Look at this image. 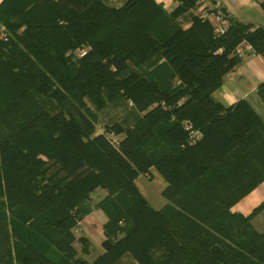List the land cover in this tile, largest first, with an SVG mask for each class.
Segmentation results:
<instances>
[{
	"label": "trees",
	"instance_id": "obj_1",
	"mask_svg": "<svg viewBox=\"0 0 264 264\" xmlns=\"http://www.w3.org/2000/svg\"><path fill=\"white\" fill-rule=\"evenodd\" d=\"M154 0H2L0 25V199L22 216L0 264H264V231L230 208L264 181V125L244 101L223 108L211 98L246 43L264 57V28L228 18L215 36L208 21L178 19ZM264 7V3L262 4ZM87 47L81 58L67 55ZM116 98L140 115L132 129L95 134L85 100L100 110ZM58 111L50 113L41 100ZM200 133L191 145L182 122ZM160 134V152L151 148ZM154 168L166 205L152 209L134 181ZM51 169H53L51 171ZM106 196L102 253L79 258L72 230L96 190ZM81 253L89 243L77 239ZM51 246L55 262L45 253ZM12 253V254H11Z\"/></svg>",
	"mask_w": 264,
	"mask_h": 264
},
{
	"label": "crops",
	"instance_id": "obj_2",
	"mask_svg": "<svg viewBox=\"0 0 264 264\" xmlns=\"http://www.w3.org/2000/svg\"><path fill=\"white\" fill-rule=\"evenodd\" d=\"M125 1L103 0V3L110 8H118ZM218 1L222 11L229 19L252 25L254 28H264V7L262 6L264 0ZM1 2L2 0H0ZM154 2L166 14H170L177 6L176 0H154ZM209 2H212V0H209ZM195 12L196 7L190 9L178 19L182 29L189 28L190 19L195 15ZM209 23L213 26V23ZM238 58L239 62L224 75L221 85L211 93V98L223 108L231 107L239 101L246 102L264 125V57L250 51L245 52ZM121 138L122 136L118 140ZM147 175L149 181H144L143 176L146 177ZM134 184L152 209L157 211L166 205L167 202L161 194L167 184L154 168L149 169L146 175H140L134 181ZM262 203H264V181L235 203L230 208V213L247 217ZM84 205L83 217L78 223L80 237L85 238L89 245H99L103 239L102 225L106 222V217L96 207L88 208V204ZM250 224L256 232L261 233L264 231V207L251 219Z\"/></svg>",
	"mask_w": 264,
	"mask_h": 264
},
{
	"label": "rangeland",
	"instance_id": "obj_3",
	"mask_svg": "<svg viewBox=\"0 0 264 264\" xmlns=\"http://www.w3.org/2000/svg\"><path fill=\"white\" fill-rule=\"evenodd\" d=\"M9 34L3 25H0V40L5 41L7 40ZM79 49L87 50V47H82ZM75 52V51H74ZM76 59V57L73 56ZM41 104L52 114L58 111V107H56L51 101L46 99L41 100ZM86 109L85 112L90 117L93 127L94 133H104L107 137L111 138L112 141H117L121 135L112 136L111 134L106 132V129L113 124H118L123 129H132L135 123L140 119V115L131 107L130 102L123 101L122 98H116L111 102H106L105 105L100 109L97 110L94 108L88 101L85 100ZM156 139L153 141L151 148L154 151L160 152L161 148V138L160 134L156 135ZM53 169H51L52 171ZM149 176H143V180L149 181ZM96 189L90 196L89 199L85 202L88 204L89 207L95 208V205L102 200L105 196V192ZM104 196V197H103ZM85 206V205H84ZM92 208V209H93ZM22 216L14 217L10 210L7 207L6 202L3 199H0V249L5 250L7 247H12L13 244L16 242L13 235H12V228L14 227L18 232L25 234L28 237L30 234L27 230V226L25 221H23ZM79 226L72 230L73 237L75 239L73 246L77 251V256L79 258L85 259L87 262L91 263L94 259L98 256L100 252H102L99 245H89V254L83 255L81 253L80 244L78 243L77 239L80 237V231L78 230ZM46 255L55 262L59 261V255L51 246L45 247ZM12 254V253H11ZM119 264H137L135 261L128 257H123Z\"/></svg>",
	"mask_w": 264,
	"mask_h": 264
},
{
	"label": "built area",
	"instance_id": "obj_4",
	"mask_svg": "<svg viewBox=\"0 0 264 264\" xmlns=\"http://www.w3.org/2000/svg\"><path fill=\"white\" fill-rule=\"evenodd\" d=\"M183 1L184 0H176L177 5L181 4ZM194 17L202 21L213 23V33L215 36L223 35L228 27V17L222 11L218 0H212V2H209V0H197ZM250 51L251 47L248 44L241 43L235 48L234 55L241 57L245 52ZM86 52L87 50L78 49L75 52H68L67 55H73L76 58H81L86 54ZM182 128L187 133L189 144L193 145L200 139V133L194 130L189 122H182Z\"/></svg>",
	"mask_w": 264,
	"mask_h": 264
}]
</instances>
